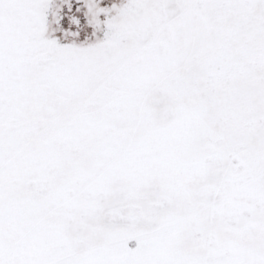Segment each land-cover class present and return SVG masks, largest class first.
Here are the masks:
<instances>
[{
	"label": "snow or ice",
	"instance_id": "6c2138e0",
	"mask_svg": "<svg viewBox=\"0 0 264 264\" xmlns=\"http://www.w3.org/2000/svg\"><path fill=\"white\" fill-rule=\"evenodd\" d=\"M0 264H264V0H0Z\"/></svg>",
	"mask_w": 264,
	"mask_h": 264
}]
</instances>
